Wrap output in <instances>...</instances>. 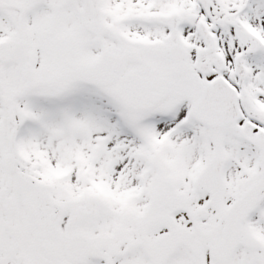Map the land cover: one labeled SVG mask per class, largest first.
Masks as SVG:
<instances>
[{
  "label": "snow or ice",
  "instance_id": "1",
  "mask_svg": "<svg viewBox=\"0 0 264 264\" xmlns=\"http://www.w3.org/2000/svg\"><path fill=\"white\" fill-rule=\"evenodd\" d=\"M0 264H264V0H0Z\"/></svg>",
  "mask_w": 264,
  "mask_h": 264
}]
</instances>
